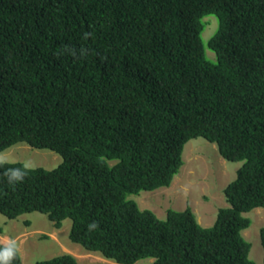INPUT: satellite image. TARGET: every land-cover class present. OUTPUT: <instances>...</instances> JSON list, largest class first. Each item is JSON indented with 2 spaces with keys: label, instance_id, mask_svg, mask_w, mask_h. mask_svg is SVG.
Segmentation results:
<instances>
[{
  "label": "trees",
  "instance_id": "16d2710c",
  "mask_svg": "<svg viewBox=\"0 0 264 264\" xmlns=\"http://www.w3.org/2000/svg\"><path fill=\"white\" fill-rule=\"evenodd\" d=\"M198 137L242 162L214 225L141 209L131 195L170 186ZM20 143L62 162L15 186L23 162L0 166L9 219H71V241L120 264H258L242 231L264 207V0H0V152Z\"/></svg>",
  "mask_w": 264,
  "mask_h": 264
},
{
  "label": "rangeland",
  "instance_id": "374dc122",
  "mask_svg": "<svg viewBox=\"0 0 264 264\" xmlns=\"http://www.w3.org/2000/svg\"><path fill=\"white\" fill-rule=\"evenodd\" d=\"M207 26L202 33L206 47L218 28L215 16H206ZM207 55L215 59V54L207 47ZM212 56L214 58H212ZM12 162L31 161L33 167L55 168L62 162V156L54 151L37 149L25 143L0 152ZM185 164L181 172L168 187L154 191H142L131 195L141 209H150L159 218L165 219L170 208L184 210L190 206L201 225H212L221 207L227 205L224 188L237 177L242 162L227 161L220 154L217 145L203 137L191 139L183 152ZM213 195V196H212ZM251 225L243 234L252 243L250 256L264 264V248L260 230L264 225V207H257L248 212ZM0 224L3 228L2 242L16 241L23 264H37L64 253L78 257L79 264H120L105 259L97 253H86L81 246L71 241V219H66L62 228H57L49 217L41 212L22 214L16 219H9L0 212ZM7 236L11 237L7 239ZM142 262H150L144 259Z\"/></svg>",
  "mask_w": 264,
  "mask_h": 264
},
{
  "label": "clouds",
  "instance_id": "9594fccd",
  "mask_svg": "<svg viewBox=\"0 0 264 264\" xmlns=\"http://www.w3.org/2000/svg\"><path fill=\"white\" fill-rule=\"evenodd\" d=\"M185 162V161H184ZM13 163L12 161H9L5 156L0 155V166H3L4 164H11ZM185 164V163H184ZM184 166V165H183ZM183 168V167H182ZM181 168V170H182ZM33 170V164L31 161H25L22 163L21 167H9L5 170L4 175L7 177L8 183L12 186H15L17 183L22 182L25 177ZM232 182V181H231ZM231 182H229L228 184H230ZM228 186V185H227ZM163 188V187H162ZM226 188V187H225ZM224 188V190H225ZM157 190V189H156ZM213 196V195H212ZM225 196V193H224ZM226 197V196H225ZM132 198V197H131ZM226 203L227 205H224L221 208H224L226 206H229V203L227 201L226 198ZM139 205V204H138ZM188 207V206H187ZM186 207V208H187ZM220 208V209H221ZM257 208V207H256ZM219 209V210H220ZM185 210V209H184ZM183 211V210H182ZM251 212V211H250ZM219 213V211H218ZM217 213V214H218ZM248 213V212H247ZM247 213H245L246 216ZM218 216V215H217ZM249 217V216H248ZM250 218V217H249ZM217 219V218H216ZM251 219V218H250ZM198 220V219H197ZM216 222V220H215ZM214 222V223H215ZM199 223L201 224V222L199 221ZM214 223H212V225H214ZM212 225H208V226H212ZM90 227H95V224L90 225ZM60 229V228H59ZM243 234V231H242ZM244 236V234H243ZM245 237V236H244ZM246 238V237H245ZM2 241V240H1ZM4 246L2 248H0V264H11V262L13 261V259L16 257L17 252H18V247L16 244V241L14 240H6L3 242ZM150 261V259H149ZM115 262V261H114ZM141 262V261H139ZM138 262V263H139ZM117 263V262H116Z\"/></svg>",
  "mask_w": 264,
  "mask_h": 264
},
{
  "label": "crops",
  "instance_id": "0c3cea01",
  "mask_svg": "<svg viewBox=\"0 0 264 264\" xmlns=\"http://www.w3.org/2000/svg\"><path fill=\"white\" fill-rule=\"evenodd\" d=\"M11 237L7 236V239H10ZM14 240V239H13Z\"/></svg>",
  "mask_w": 264,
  "mask_h": 264
},
{
  "label": "bare ground",
  "instance_id": "6f19581e",
  "mask_svg": "<svg viewBox=\"0 0 264 264\" xmlns=\"http://www.w3.org/2000/svg\"><path fill=\"white\" fill-rule=\"evenodd\" d=\"M78 258V257H77Z\"/></svg>",
  "mask_w": 264,
  "mask_h": 264
}]
</instances>
